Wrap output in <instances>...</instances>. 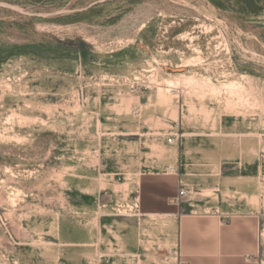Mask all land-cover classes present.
Instances as JSON below:
<instances>
[{
	"label": "rangeland",
	"instance_id": "374dc122",
	"mask_svg": "<svg viewBox=\"0 0 264 264\" xmlns=\"http://www.w3.org/2000/svg\"><path fill=\"white\" fill-rule=\"evenodd\" d=\"M168 167L264 264V0H0V264L101 263Z\"/></svg>",
	"mask_w": 264,
	"mask_h": 264
},
{
	"label": "crops",
	"instance_id": "0c3cea01",
	"mask_svg": "<svg viewBox=\"0 0 264 264\" xmlns=\"http://www.w3.org/2000/svg\"><path fill=\"white\" fill-rule=\"evenodd\" d=\"M170 170L139 174L133 213L99 264H260L259 214L187 203L191 188ZM181 188L191 192L176 202Z\"/></svg>",
	"mask_w": 264,
	"mask_h": 264
},
{
	"label": "built area",
	"instance_id": "2783aa9c",
	"mask_svg": "<svg viewBox=\"0 0 264 264\" xmlns=\"http://www.w3.org/2000/svg\"><path fill=\"white\" fill-rule=\"evenodd\" d=\"M167 141L168 143H171V144H177L178 142H180V137L178 134H176V135L168 137ZM190 192L191 191L189 189L181 188L178 192V196L176 197L175 201L176 202L181 201L184 197L190 194Z\"/></svg>",
	"mask_w": 264,
	"mask_h": 264
}]
</instances>
